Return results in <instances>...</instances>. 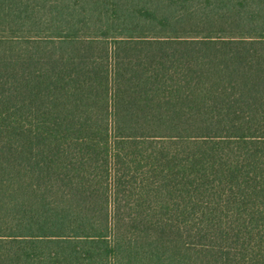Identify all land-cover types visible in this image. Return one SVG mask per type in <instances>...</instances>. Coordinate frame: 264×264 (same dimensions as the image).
Here are the masks:
<instances>
[{
  "label": "trees",
  "instance_id": "trees-1",
  "mask_svg": "<svg viewBox=\"0 0 264 264\" xmlns=\"http://www.w3.org/2000/svg\"><path fill=\"white\" fill-rule=\"evenodd\" d=\"M0 264H264V0H0Z\"/></svg>",
  "mask_w": 264,
  "mask_h": 264
}]
</instances>
